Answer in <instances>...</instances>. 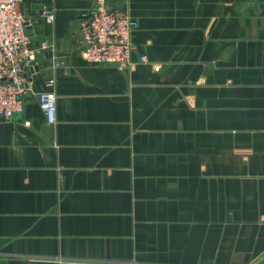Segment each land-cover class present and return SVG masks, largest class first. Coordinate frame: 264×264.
<instances>
[{
	"label": "crops",
	"instance_id": "crops-1",
	"mask_svg": "<svg viewBox=\"0 0 264 264\" xmlns=\"http://www.w3.org/2000/svg\"><path fill=\"white\" fill-rule=\"evenodd\" d=\"M94 2L19 6L52 48L23 111L0 113V264H258L264 0H121L150 59L130 71L83 58ZM51 78L53 124L37 98Z\"/></svg>",
	"mask_w": 264,
	"mask_h": 264
},
{
	"label": "built area",
	"instance_id": "built-area-1",
	"mask_svg": "<svg viewBox=\"0 0 264 264\" xmlns=\"http://www.w3.org/2000/svg\"><path fill=\"white\" fill-rule=\"evenodd\" d=\"M23 1L0 0V113L6 118L24 109L25 74L35 64L37 51L52 48L49 41L34 46L28 30L29 17L19 7ZM120 1L95 0L80 19L79 43L88 63L130 71L138 63H150V59L146 54H141L139 59L134 57L133 36L139 22ZM44 16L47 22L55 20L52 9L46 10ZM54 83L53 78L49 79L48 88L37 94L38 103L51 124L57 121L58 111Z\"/></svg>",
	"mask_w": 264,
	"mask_h": 264
},
{
	"label": "water",
	"instance_id": "water-1",
	"mask_svg": "<svg viewBox=\"0 0 264 264\" xmlns=\"http://www.w3.org/2000/svg\"><path fill=\"white\" fill-rule=\"evenodd\" d=\"M27 24H28L29 33L31 34V36H33V34H34L33 28H32V26H31V24L29 22H27ZM33 69L39 70L38 66L32 67V68H30L29 72L25 74V76H27L28 74H30V72ZM258 264H264V259L262 261H260Z\"/></svg>",
	"mask_w": 264,
	"mask_h": 264
}]
</instances>
